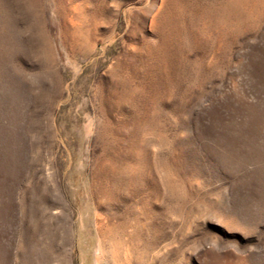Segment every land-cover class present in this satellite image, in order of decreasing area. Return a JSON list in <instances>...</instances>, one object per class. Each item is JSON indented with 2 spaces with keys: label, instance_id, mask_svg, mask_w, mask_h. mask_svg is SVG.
Here are the masks:
<instances>
[{
  "label": "rangeland",
  "instance_id": "obj_1",
  "mask_svg": "<svg viewBox=\"0 0 264 264\" xmlns=\"http://www.w3.org/2000/svg\"><path fill=\"white\" fill-rule=\"evenodd\" d=\"M0 264H264V0H0Z\"/></svg>",
  "mask_w": 264,
  "mask_h": 264
}]
</instances>
